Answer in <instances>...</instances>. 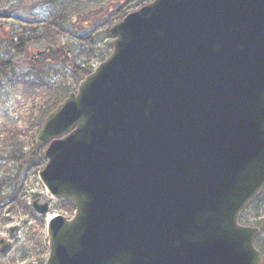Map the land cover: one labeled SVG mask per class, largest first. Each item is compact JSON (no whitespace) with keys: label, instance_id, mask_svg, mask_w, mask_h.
<instances>
[{"label":"water","instance_id":"obj_1","mask_svg":"<svg viewBox=\"0 0 264 264\" xmlns=\"http://www.w3.org/2000/svg\"><path fill=\"white\" fill-rule=\"evenodd\" d=\"M109 33L34 138L75 209L44 264H262L239 218L264 188V0H152Z\"/></svg>","mask_w":264,"mask_h":264},{"label":"rangeland","instance_id":"obj_2","mask_svg":"<svg viewBox=\"0 0 264 264\" xmlns=\"http://www.w3.org/2000/svg\"><path fill=\"white\" fill-rule=\"evenodd\" d=\"M149 1L65 0L50 4L44 0H0V61H11L6 71L0 65V196L6 198L20 188L17 201L3 203L0 209V237L11 241V249L0 256V264L43 263L47 257V219L56 214L71 216L72 212L59 203L50 204L46 215H38L31 208L36 197L41 203L48 201L38 180V171L44 164L42 151L37 150L32 156L33 137L48 111L50 99L56 96L59 101L63 93L73 92L83 78L77 67L92 71L110 52L108 28L115 17H106L105 13L111 14L118 7L128 13ZM72 15L78 17L76 22L67 24L65 21ZM53 17L58 26H54L56 31L51 35L29 33L30 41L20 51L1 52L22 30H40ZM47 47L53 51L42 53L35 62L32 55ZM30 70L40 73L41 82L28 78L29 84L23 86L18 75ZM45 86L50 93L45 92ZM10 139L14 146L3 144ZM13 153L18 160L11 159ZM241 223L261 227L256 246L264 253V192L243 214Z\"/></svg>","mask_w":264,"mask_h":264},{"label":"trees","instance_id":"obj_3","mask_svg":"<svg viewBox=\"0 0 264 264\" xmlns=\"http://www.w3.org/2000/svg\"><path fill=\"white\" fill-rule=\"evenodd\" d=\"M45 2H48V3H50V4H53V2L55 3L56 1L57 2H60V1H63L62 3H64V1L65 0H44ZM126 15V11H122L121 10V8L120 7H118V8H116V10H114L111 14H108V11H107V13H105V16L106 17H109L110 18V16H113V17H115L114 18V21L116 20H119V19H121V18H123L124 16ZM76 18H78L77 16H71V18H68L65 22H67V24H70V25H72L73 23H75L76 22ZM113 21V22H114ZM48 23H49V25H48ZM48 23H46L44 26H43V28H41L40 30H38L37 28H28V30H25L24 29V31L22 30V32H20L21 34H19V40L17 41V43H11L10 45L13 47V48H15V49H19L20 47H22L23 45L25 46V43L26 42H28V41H30V36H31V34H29V33H33L34 34V32L35 33H42V32H44V33H46V34H49V35H51L52 34V31H56V29L54 28V26L55 25H57V23H58V21H55V17H53V18H51L50 20H49V22ZM110 24H112V23H110ZM58 26V25H57ZM61 30H65L64 28H62V27H59ZM32 34V35H33ZM0 64L1 65H4V67H5V65H8V63H5V61H0ZM76 70H79V73H82L83 75H86V74H88L90 71L87 69V68H85V67H83V68H79V67H77V69ZM65 95V93H63L62 94V96H61V98L63 97ZM61 98H59V100L61 99ZM55 100H57V101H55ZM50 101H52L50 104H49V107H48V109H51V108H53L55 105H56V103L58 102V99L56 98V96L55 97H52L51 99H50ZM12 158L13 159H16V160H18L19 159V157H17L16 156V154L14 153V155L12 156ZM67 205V204H66ZM66 209L69 211V212H71V208H70V206H68L67 205V207H66Z\"/></svg>","mask_w":264,"mask_h":264},{"label":"flooded vegetation","instance_id":"obj_4","mask_svg":"<svg viewBox=\"0 0 264 264\" xmlns=\"http://www.w3.org/2000/svg\"><path fill=\"white\" fill-rule=\"evenodd\" d=\"M8 39H9V38H8ZM15 43H17V42L14 41V44H15ZM35 55H36V54H35ZM35 55H32V56H34V58H35V59H34L35 62H38V61H39V57H38V56H40V55H36V56H35ZM8 66H9V67L11 66V61H9ZM31 72L33 73V71H31ZM14 74H15V71L13 72V75H14ZM1 78H2V74L0 73V82L2 83ZM1 83H0V84H1ZM35 155H36V150L32 152V156H35ZM35 199H40V198H39V197H36ZM1 238H5V237L2 236V237H0V239H1Z\"/></svg>","mask_w":264,"mask_h":264},{"label":"bare ground","instance_id":"obj_5","mask_svg":"<svg viewBox=\"0 0 264 264\" xmlns=\"http://www.w3.org/2000/svg\"><path fill=\"white\" fill-rule=\"evenodd\" d=\"M1 30V29H0ZM7 142V140H5L4 142H3V144H5ZM0 187H3V185H1ZM259 227V226H258ZM260 229H261V227H259Z\"/></svg>","mask_w":264,"mask_h":264}]
</instances>
